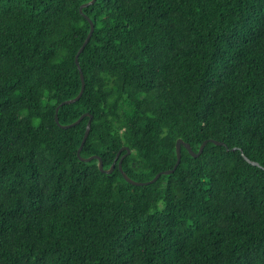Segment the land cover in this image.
<instances>
[{
	"label": "trees",
	"instance_id": "1",
	"mask_svg": "<svg viewBox=\"0 0 264 264\" xmlns=\"http://www.w3.org/2000/svg\"><path fill=\"white\" fill-rule=\"evenodd\" d=\"M90 1L0 0V264H264V0Z\"/></svg>",
	"mask_w": 264,
	"mask_h": 264
},
{
	"label": "water",
	"instance_id": "2",
	"mask_svg": "<svg viewBox=\"0 0 264 264\" xmlns=\"http://www.w3.org/2000/svg\"><path fill=\"white\" fill-rule=\"evenodd\" d=\"M94 1H95V0H91V1L88 2V3H86V4H84V5H81V6L79 7V9H78L79 12L81 13L82 8H85V7L89 6V5H91L92 3H94ZM84 18H85V19L87 20V22L89 23V32H88V34H87V36H86V38H85V40H84V42H83L81 48L78 50V52H77V54H76V56H75V63H77L78 54L82 51L83 47L85 46V44L87 43V41L89 40V38L91 37V34H92V32H93V25H92L91 21H90L86 16H84ZM79 72H80V70H79ZM80 80H81V89H80L79 94H78L73 100L66 101L65 104H67V103H73V102L77 101V100L79 99V97L81 96V93H82V91H83V87H84V84H83V78H82L81 73H80ZM84 116H87V115L84 114L82 117H84ZM82 117H80V118H79L74 124H71V125H69V126H64V127H62V128H69V127H71V126H74L75 124H78V123L81 121ZM89 119H91V117H89ZM55 122H57V117H56V115H55ZM89 130H90V120H89L88 123L86 124V128H85L84 136H83V138H82V140H81V144H80V146H79V148H78V150H77V153H76L77 158H78L80 161H84V162H89V161L95 159V160L98 162V163H97V164H98V169H99L101 172H104V173H106V174H110V173L113 171L114 166H115V163H116V161L118 160V162H117V167H118V170L120 171V173H121L123 179H124L127 183H129V184H131V185H135V186H142V185L152 184V183H154V182L160 177L161 174H163V175H168V174L172 173V172L175 170V168L177 167V165L179 164V162H180V147H181V145L187 150V152H188L192 157H198V156L200 155V153L202 152V149H203L204 145L206 144V141L203 142V144L200 146L198 152H197L196 154H194V153L191 151V149H190V147H189L188 144L183 143L181 140H177V141H176V144H175L176 162H175V165H174L173 169L170 170V171H166V172H163V173L157 174V175H156V176H155L150 182H148V183H138V182H133L132 180H130V179H129V178H128V177L122 172V170H121V161L123 160V158H124L125 156H127V155L130 154V151H129L126 147L121 148V149L117 152V154H116V156H115V158H114V161H113V163L111 164V166H110V168H109L108 170H103V169H102V162L100 161V159H99L97 156H93V157L86 158V159H83V158L80 157V151H81L82 146H83V144H84V142H85V140H86V138H87V136H88ZM212 142H213V144L220 145V143H217V142H214V141H212ZM122 151H125V154H124L123 156L119 157ZM243 158H244V160H245L246 162L250 163L251 165H253V166H257L256 163L249 161V160H248L247 158H245V157H243Z\"/></svg>",
	"mask_w": 264,
	"mask_h": 264
}]
</instances>
